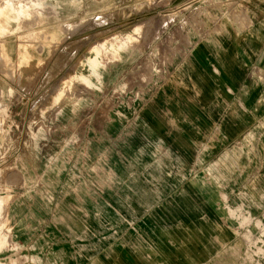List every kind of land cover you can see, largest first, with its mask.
<instances>
[{
	"label": "rangeland",
	"instance_id": "374dc122",
	"mask_svg": "<svg viewBox=\"0 0 264 264\" xmlns=\"http://www.w3.org/2000/svg\"><path fill=\"white\" fill-rule=\"evenodd\" d=\"M8 1L0 264H126V244L161 224L145 205L191 181L242 219L221 224L230 237L203 264H264V220L251 224L264 199L240 188L264 175V114L247 115L246 141L228 144L192 84L213 75V48L264 47V0ZM250 71L247 103L264 107V61Z\"/></svg>",
	"mask_w": 264,
	"mask_h": 264
},
{
	"label": "crops",
	"instance_id": "0c3cea01",
	"mask_svg": "<svg viewBox=\"0 0 264 264\" xmlns=\"http://www.w3.org/2000/svg\"><path fill=\"white\" fill-rule=\"evenodd\" d=\"M255 46L258 45L229 42L213 48V63L207 59L208 66L213 69V75L207 73V79L192 82L195 96L198 98L196 106L207 114L211 130L224 131L228 144L235 140L238 143L241 140L246 141L243 136L248 127L247 115L254 114V123H259L258 116L264 114V107L261 105L249 107L247 103L253 88L250 70L255 61H264L263 57H258V51L264 47ZM198 65L204 69L203 65ZM240 172L241 175L247 176V172ZM250 176L254 179L253 184L241 186L242 193L246 194L252 189L254 200L257 201L259 197L263 201L262 171L254 170ZM178 188L177 196L170 197L169 201L161 198L162 201L155 205H145L147 210L154 209L155 222L160 219L161 224L153 225L155 231L151 232L149 241L133 239L126 244V264L207 263L215 257L221 244L227 242L230 237L228 233V236L222 233L221 224H241V217H238L236 222H231L227 207H220L212 198L206 196L210 193L208 189L193 184V181L176 189ZM254 208L253 210L258 211L262 209V205L255 203ZM239 209L243 215L249 210L245 203L241 204ZM255 215L257 216L253 217L251 224L261 225L264 217L258 215V212Z\"/></svg>",
	"mask_w": 264,
	"mask_h": 264
},
{
	"label": "bare ground",
	"instance_id": "6f19581e",
	"mask_svg": "<svg viewBox=\"0 0 264 264\" xmlns=\"http://www.w3.org/2000/svg\"><path fill=\"white\" fill-rule=\"evenodd\" d=\"M9 1H10V0H9ZM9 1H8V2H9ZM13 2H14V1H13ZM22 4H23V3H22ZM12 5H13V4H12ZM24 5H25V4H24ZM27 6H28V5H27ZM20 7H21V6H20ZM17 8H18V7H17ZM23 8H24V7H23ZM23 8H22V10H23ZM14 9H15V7H14ZM12 11H13V10H12ZM17 11H18V10H17ZM25 11H26V10H25ZM24 13H25V12H24ZM24 13H23V14H24ZM25 14H26V13H25ZM2 28H3V27H2ZM91 59H92V60L95 59V56L92 57Z\"/></svg>",
	"mask_w": 264,
	"mask_h": 264
}]
</instances>
